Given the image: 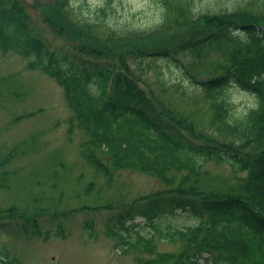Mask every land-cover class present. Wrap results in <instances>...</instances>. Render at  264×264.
Instances as JSON below:
<instances>
[{"label": "rangeland", "instance_id": "obj_1", "mask_svg": "<svg viewBox=\"0 0 264 264\" xmlns=\"http://www.w3.org/2000/svg\"><path fill=\"white\" fill-rule=\"evenodd\" d=\"M237 1L242 0H194L195 9L181 4L176 13H165L162 25L159 0H70L62 12L53 0H0V7L22 6L31 36L53 57L67 55L90 69L108 61L129 64L150 93L140 100L150 117L171 135L203 144L195 134L207 118L205 94L181 78L174 65L185 67V75L198 82L206 81L208 72L188 67L189 52L172 51L199 44V35L194 37L201 29L199 10H232ZM113 28L118 33L110 34ZM235 33L203 45L202 63L194 68L224 60ZM151 40L155 51L171 52L168 60L174 65L156 55L137 58L139 48L146 53L154 45ZM5 50L0 47V264H147L159 254L172 256L166 264H173L185 243H170L162 234L193 225V215L210 213L199 202L189 213L186 206L172 207L171 200L179 202V191L192 184L193 200L235 187L230 165L211 158L195 177L184 170L157 174L127 150L122 166L114 168L118 139L100 136L97 125L77 114L34 53ZM222 96L236 117L256 105L254 95L236 84ZM189 126L196 129L188 131ZM17 212L25 218L14 216ZM138 236L141 248H131L128 242Z\"/></svg>", "mask_w": 264, "mask_h": 264}, {"label": "trees", "instance_id": "obj_2", "mask_svg": "<svg viewBox=\"0 0 264 264\" xmlns=\"http://www.w3.org/2000/svg\"><path fill=\"white\" fill-rule=\"evenodd\" d=\"M180 1L159 0L161 25L165 22V13H176L179 9L174 8L181 4L190 9L195 6L194 0L189 2L191 5ZM69 2L53 0L58 12ZM234 4L232 10H199L201 29L194 36L199 35V44L188 42L179 51H172L173 54L189 52L188 67L208 72L204 82L192 79L189 73L185 75V67L169 62L170 51H155L153 48L157 45L153 40L154 45L146 53L142 52L146 50L143 47L138 50L140 60L158 56L167 66L174 65L192 88L200 87L205 94L207 118L199 125V136L195 134V139L203 140V144L171 135L150 117L146 105L140 102L149 98L150 93L144 92L129 64L108 61L90 69L74 63L67 55L53 57L31 36L21 15L22 6L0 7V47L25 56L34 53L47 75L63 87L77 114L97 125L100 136L118 139L114 168L122 166L119 163L124 161L122 152L129 150L137 164L157 174L184 170L189 177H195L211 158L228 163L236 173L235 187H227L223 192L199 194L193 200L190 193L196 191L192 184L183 193L179 191L183 194H177L181 197L179 202L171 200L172 207L186 206L189 213L199 202V207L210 213L208 217L193 215V225L169 229L162 234L170 243H185L173 264H264V0H242ZM81 22L86 23L84 19ZM233 32L237 33L224 60L205 69L194 68L202 63L203 45ZM239 32H244L243 37ZM116 33V29H111L110 34ZM229 84H236L256 99L255 107L240 117L232 113V104L222 96ZM194 128L189 126L187 130ZM186 200L188 203L182 204ZM14 216L24 219L26 213L17 212ZM140 238L127 242L131 248H141ZM142 246H148L147 240ZM170 258L159 254L147 264H166Z\"/></svg>", "mask_w": 264, "mask_h": 264}]
</instances>
